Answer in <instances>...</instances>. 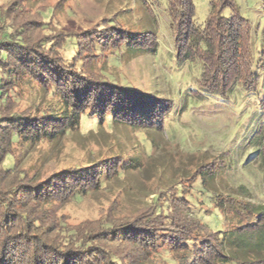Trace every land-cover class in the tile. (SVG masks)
Returning a JSON list of instances; mask_svg holds the SVG:
<instances>
[{
  "label": "trees",
  "instance_id": "16d2710c",
  "mask_svg": "<svg viewBox=\"0 0 264 264\" xmlns=\"http://www.w3.org/2000/svg\"><path fill=\"white\" fill-rule=\"evenodd\" d=\"M209 2L206 18L198 23L193 0H167L174 60L200 63L202 97L225 99L238 86L256 90L263 80L264 51L253 59L250 21L235 0ZM25 10L24 0L0 2V264H264V203L254 201L243 185L234 192L219 188L212 160L157 186L147 205L118 224L102 209L96 220L71 227L64 223L58 211L104 188L127 166L125 161L106 156L36 172L22 164L21 150L20 155L15 151L76 132L83 114L94 116L99 126L107 118L112 125L161 131L171 101L86 75L82 62L63 56L56 37L44 33L49 27L37 29V22L52 18L51 10L38 8L30 17ZM108 28L97 35L99 43L154 50L138 38L153 35L154 45L153 29L127 33ZM23 80L48 89L50 97L8 109L7 103L21 101ZM255 130L249 141L264 160V125ZM184 181L191 190L181 188ZM157 255L163 261L154 260Z\"/></svg>",
  "mask_w": 264,
  "mask_h": 264
},
{
  "label": "rangeland",
  "instance_id": "374dc122",
  "mask_svg": "<svg viewBox=\"0 0 264 264\" xmlns=\"http://www.w3.org/2000/svg\"><path fill=\"white\" fill-rule=\"evenodd\" d=\"M235 1L251 23L252 55L256 60L258 52L264 51V0ZM193 2L194 19L203 23L210 2ZM24 3L29 17L38 8L51 10L53 19L37 22V29L49 27L51 30L44 33L56 37L54 44L63 56L79 59L86 75L171 101L161 131L112 125L107 118L99 126L94 116L83 114L76 132H68L57 142H42L15 151L20 155L21 150L22 164L36 172L106 156L125 161L127 166L105 182L104 188L77 197L58 211L67 226L96 220L102 210L107 214L106 219L118 224L125 215L147 205L152 200L150 193L157 186L182 173L189 175L198 164L210 160L215 169L218 167L219 188L234 192L243 185L250 190L254 201L264 203V160L249 141L255 129L264 125V75L254 91L245 92L238 86L225 99L218 95L202 97L197 85L200 63L195 60L178 65L174 60L167 0H24ZM228 11L225 9L224 14ZM108 26L127 33L153 29L157 35L154 45L153 35L147 38L139 34L138 38H144L145 46H154V50L136 52L127 49L125 43L117 47L108 42L99 43L102 38L97 35L108 33L111 30ZM64 37L65 45L59 44ZM19 92L21 101L7 103L8 109L17 110L20 106L23 109L41 95L43 99L50 97L48 89L43 91L24 80ZM182 185L184 191L192 189L187 181ZM162 257L157 255L153 259L160 261Z\"/></svg>",
  "mask_w": 264,
  "mask_h": 264
}]
</instances>
